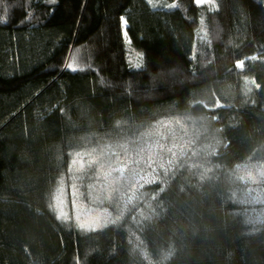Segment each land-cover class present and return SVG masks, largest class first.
<instances>
[{"label": "trees", "instance_id": "trees-1", "mask_svg": "<svg viewBox=\"0 0 264 264\" xmlns=\"http://www.w3.org/2000/svg\"><path fill=\"white\" fill-rule=\"evenodd\" d=\"M178 119L196 166L143 189L147 218L126 202L81 229L76 154ZM247 163L264 164V0H0V264H264V216L233 196Z\"/></svg>", "mask_w": 264, "mask_h": 264}, {"label": "rangeland", "instance_id": "rangeland-1", "mask_svg": "<svg viewBox=\"0 0 264 264\" xmlns=\"http://www.w3.org/2000/svg\"><path fill=\"white\" fill-rule=\"evenodd\" d=\"M127 60L131 67L137 68L135 67L137 64L142 65V54L130 51L127 53ZM247 65L248 61L242 60L237 63L240 69ZM182 123L184 122L180 119L175 122L161 121L159 127L154 124L137 136L132 134L119 136L115 146L107 150L89 149L76 154L73 159L76 178L72 181L74 206L72 208L75 221L81 229H99L112 222L115 215V219L117 218L115 208H120L126 202L131 203L132 214L135 210L133 218L141 219V216L147 218L146 212L143 211L149 208L152 195L144 191L145 187L155 183L164 186L167 178H172L176 174L173 168L181 159L183 161L186 159V163L196 166L190 162L194 157L185 154L181 148L189 140V131L185 129L186 127H181V131L177 129ZM175 144H178L177 147ZM178 147L181 150L176 149ZM179 157L181 158L177 160ZM172 171V175H168ZM236 173L235 178L243 189L244 198L242 199L238 193L233 196L235 200L249 203L250 206L244 210V215L251 222L258 223L264 216V164L247 163ZM82 178L88 181L85 191L77 189L76 182ZM137 190H141L140 200L135 194ZM54 206L58 215L65 218L67 207L62 193L56 198ZM140 209L142 213H139Z\"/></svg>", "mask_w": 264, "mask_h": 264}, {"label": "snow or ice", "instance_id": "snow-or-ice-1", "mask_svg": "<svg viewBox=\"0 0 264 264\" xmlns=\"http://www.w3.org/2000/svg\"><path fill=\"white\" fill-rule=\"evenodd\" d=\"M149 2H151V0H149ZM207 2H210V0H196V3H197V4H200V3H207ZM121 24H122V28H125L124 36H125L126 39H128V38H127V31H126L127 21H126V19H125L124 17H121ZM67 67H68V69H70V70L73 71V72H75V71L78 70V69H76L75 67H73L72 64H69ZM135 67L139 68V67H141V65H140V64H137Z\"/></svg>", "mask_w": 264, "mask_h": 264}]
</instances>
